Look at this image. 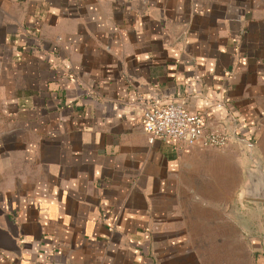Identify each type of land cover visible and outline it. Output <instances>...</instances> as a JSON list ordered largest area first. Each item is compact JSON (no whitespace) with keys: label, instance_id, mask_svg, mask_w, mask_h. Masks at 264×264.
I'll return each instance as SVG.
<instances>
[{"label":"crops","instance_id":"1","mask_svg":"<svg viewBox=\"0 0 264 264\" xmlns=\"http://www.w3.org/2000/svg\"><path fill=\"white\" fill-rule=\"evenodd\" d=\"M167 103L227 147L149 145ZM252 162L264 0H0V264H264Z\"/></svg>","mask_w":264,"mask_h":264},{"label":"built area","instance_id":"2","mask_svg":"<svg viewBox=\"0 0 264 264\" xmlns=\"http://www.w3.org/2000/svg\"><path fill=\"white\" fill-rule=\"evenodd\" d=\"M142 125L149 145L163 142L179 149H224L231 139L224 128L210 125L204 115L177 103L149 105L143 112Z\"/></svg>","mask_w":264,"mask_h":264},{"label":"water","instance_id":"3","mask_svg":"<svg viewBox=\"0 0 264 264\" xmlns=\"http://www.w3.org/2000/svg\"><path fill=\"white\" fill-rule=\"evenodd\" d=\"M258 169L260 171L258 177H250L255 178V185L251 183L250 180V186L244 191L245 195L251 199H256V200H263L264 201V173L262 171L261 166H258Z\"/></svg>","mask_w":264,"mask_h":264},{"label":"rangeland","instance_id":"4","mask_svg":"<svg viewBox=\"0 0 264 264\" xmlns=\"http://www.w3.org/2000/svg\"><path fill=\"white\" fill-rule=\"evenodd\" d=\"M258 166H260V165L257 163H253V162L249 163L247 169L242 171L243 175L241 173V176H244L245 178H248V179H249V177H258L259 173H260ZM248 186H250V185H248ZM248 186L247 185L245 186V190L248 188ZM245 190H244V186H243L242 191L244 192Z\"/></svg>","mask_w":264,"mask_h":264}]
</instances>
